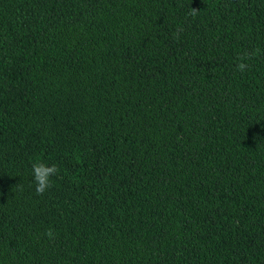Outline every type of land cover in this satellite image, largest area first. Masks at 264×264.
Returning a JSON list of instances; mask_svg holds the SVG:
<instances>
[{
  "label": "trees",
  "instance_id": "16d2710c",
  "mask_svg": "<svg viewBox=\"0 0 264 264\" xmlns=\"http://www.w3.org/2000/svg\"><path fill=\"white\" fill-rule=\"evenodd\" d=\"M0 264H264V0H0Z\"/></svg>",
  "mask_w": 264,
  "mask_h": 264
},
{
  "label": "clouds",
  "instance_id": "9594fccd",
  "mask_svg": "<svg viewBox=\"0 0 264 264\" xmlns=\"http://www.w3.org/2000/svg\"><path fill=\"white\" fill-rule=\"evenodd\" d=\"M246 67L241 63L238 65L239 70L243 71ZM33 177L36 184L35 191L38 195H43L46 190L51 188L50 178L58 173L57 165H47L44 162H37L32 164Z\"/></svg>",
  "mask_w": 264,
  "mask_h": 264
}]
</instances>
